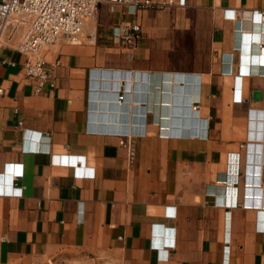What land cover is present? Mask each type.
<instances>
[{
  "label": "crops",
  "instance_id": "obj_1",
  "mask_svg": "<svg viewBox=\"0 0 264 264\" xmlns=\"http://www.w3.org/2000/svg\"><path fill=\"white\" fill-rule=\"evenodd\" d=\"M17 21L0 264H264V0H104L77 43L43 50L39 93Z\"/></svg>",
  "mask_w": 264,
  "mask_h": 264
},
{
  "label": "built area",
  "instance_id": "obj_2",
  "mask_svg": "<svg viewBox=\"0 0 264 264\" xmlns=\"http://www.w3.org/2000/svg\"><path fill=\"white\" fill-rule=\"evenodd\" d=\"M104 0H0V45L4 43L5 34L12 16L19 21L14 31L21 24L27 28L21 39L14 44V49L25 55L23 68L26 77L36 81L35 91L42 92L51 83V70L44 57L43 50L64 39L77 43L87 18L93 16ZM128 2V0H110ZM145 5H153L149 1ZM137 2L134 6H139ZM161 7V6H160ZM141 34L139 24L124 29L121 38L131 45H136ZM0 92L2 90L0 89ZM124 93L119 100H124Z\"/></svg>",
  "mask_w": 264,
  "mask_h": 264
},
{
  "label": "water",
  "instance_id": "obj_3",
  "mask_svg": "<svg viewBox=\"0 0 264 264\" xmlns=\"http://www.w3.org/2000/svg\"><path fill=\"white\" fill-rule=\"evenodd\" d=\"M255 99H260L261 98V94L260 93H255Z\"/></svg>",
  "mask_w": 264,
  "mask_h": 264
},
{
  "label": "bare ground",
  "instance_id": "obj_4",
  "mask_svg": "<svg viewBox=\"0 0 264 264\" xmlns=\"http://www.w3.org/2000/svg\"><path fill=\"white\" fill-rule=\"evenodd\" d=\"M114 85H116V84H114ZM112 87V86H111ZM193 112V111H192ZM192 115V114H191ZM198 119V118H197ZM196 121V120H195ZM252 194V193H251Z\"/></svg>",
  "mask_w": 264,
  "mask_h": 264
}]
</instances>
